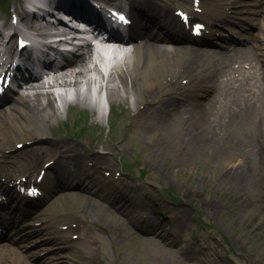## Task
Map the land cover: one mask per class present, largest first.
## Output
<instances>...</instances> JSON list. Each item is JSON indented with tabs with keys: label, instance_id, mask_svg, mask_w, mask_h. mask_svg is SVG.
<instances>
[{
	"label": "rangeland",
	"instance_id": "obj_1",
	"mask_svg": "<svg viewBox=\"0 0 264 264\" xmlns=\"http://www.w3.org/2000/svg\"><path fill=\"white\" fill-rule=\"evenodd\" d=\"M22 1L0 0V13L5 20H9L12 5L18 13L22 12ZM165 1L170 7L192 8L190 0ZM249 8L263 13L264 3L260 6L250 3ZM242 14L246 15L248 27L257 25L255 33L249 32L253 38L248 44L254 42L255 34L264 38L260 19L253 13ZM223 32L231 34V30L224 29L218 34ZM260 71L264 83V68ZM212 79H219V74H213ZM161 80H165L164 73L155 79L157 83ZM128 87L137 90L135 82L134 87L131 83ZM85 88L82 85L69 90ZM58 91L66 92V89ZM240 91L243 94L245 88ZM105 92L104 114L92 107L89 100L69 107L61 105L59 120L49 119L54 124L48 126L44 139L36 126L30 139H24L15 128L16 123L2 118L5 110L2 113L0 110V139L8 146L0 149V157L6 154L1 160L9 159L8 155H23L24 150L41 147L47 150L68 141L76 146L83 162L80 171L76 169L72 174L62 170L61 174L64 181L82 178V189L74 188L75 185L64 190L48 188L52 199L47 196L38 205L42 219L58 217L73 223L72 232L80 236L74 238L76 242L68 244L62 239L57 244L41 242L44 236L58 235L52 233L54 229L43 230L51 223L46 220L44 225H38L46 231L45 235L40 232L8 244L23 250L25 259L32 264H55V259L61 260L59 264H264V137L258 135L254 124L232 127L225 122L226 114L217 111L215 121L219 123L209 122L206 127L222 139L232 135L228 155L221 159L197 153L190 158L188 135L192 127L173 124L163 130L165 133L156 126L146 127L135 118L145 106L142 96L135 106L134 95L113 102L108 90ZM213 94L220 99L229 95L225 90ZM238 104L239 100L233 99L229 112ZM16 120L19 122V118ZM93 153L103 154V162L92 165ZM52 158L48 154L43 161ZM60 162L68 161L64 158ZM237 164L258 174V188L249 190L248 196L231 188L225 177ZM37 173L38 170L33 175ZM60 183L59 189L64 186ZM84 207L89 212L83 219ZM152 218L158 224H151ZM23 221L32 225L37 219L30 221L26 217L22 224ZM94 234L101 237L99 244L87 236ZM46 256L53 259L46 261Z\"/></svg>",
	"mask_w": 264,
	"mask_h": 264
},
{
	"label": "bare ground",
	"instance_id": "obj_2",
	"mask_svg": "<svg viewBox=\"0 0 264 264\" xmlns=\"http://www.w3.org/2000/svg\"><path fill=\"white\" fill-rule=\"evenodd\" d=\"M106 1L109 3L111 0ZM63 2L68 3L70 8L79 9L86 15L96 18L99 16L98 12L92 7L79 6L74 0H64ZM130 2L132 3L131 13L134 17L130 31L135 39V44L133 50L125 57L122 63L113 65V70L111 69L112 71L107 74L102 70L105 62H96L94 48L87 46L84 48L82 55L79 56V59L75 63L70 64L69 67L55 72L47 80L29 85L23 93L18 95H10V93L3 97L1 107H5V117H1L10 122H15V128L25 138L35 133L34 126L38 128L40 135H45L49 119L59 115L61 106L58 104V100L63 105L69 103L66 95L69 94L70 90L67 89L72 87L79 88L82 85L86 86V90L78 89L76 95L78 102L84 104L88 98L89 88L97 86L101 90H108L110 99L113 102L123 100L126 96L134 95L137 98L135 100L136 104L139 102L138 97L142 96L145 106L136 118H138L140 124L146 127L160 126L162 127L160 131L163 133H165L167 126L173 124L192 127L189 128L190 132L188 135L191 140L187 152L190 158L196 157L197 153L209 155L211 158H224L228 155L227 146L232 142V135L223 136V139L219 138L206 125L209 122H216L217 118L215 115L220 104H226L225 106L228 107V104L232 103V100L239 95V89H236L233 84L242 87L245 83L252 84L257 82L258 75L255 72L258 70L252 71L251 68H255L259 64L264 65V40L257 36L260 42L255 43L253 47H239V49L227 53L220 50L182 46L179 42H176L178 40L175 39L176 37L167 36V33L164 32V30L168 29L164 28L163 22L166 24H170V21L177 23V17L167 13L166 4H162L158 0H130ZM240 3H242V0H202L200 7L206 22L207 20L210 22L213 16L224 18L226 9L233 4ZM138 4L140 5L138 6ZM142 5L145 8H141ZM244 9L245 7L241 6V8H238V12H242ZM237 18L238 22L235 21L236 27L239 26L241 29H246L242 18ZM20 19L28 24V13L26 11L23 12V17ZM158 23L162 24L158 25ZM39 28L40 26L37 27V29ZM176 28L178 31L181 30L180 23L177 24ZM53 30L54 27H50L48 30H41V34H50ZM243 37L247 38L246 36ZM10 43L8 40L1 45V58L3 55L9 58L13 54L14 48ZM104 66L107 67V63ZM162 73H164L165 79L175 80V83L163 86V80L157 83L155 79ZM217 73H221V76L226 77L225 83L229 84L231 98L228 100L219 99L215 101L216 103L211 104L217 98L214 97L208 103H205L206 97L218 87V82L212 79L213 74ZM2 76L3 71L0 70V77ZM182 77L188 79L186 84L180 81L183 79ZM134 82L137 85L136 91H134ZM129 83L134 87L132 90L128 87ZM192 86L198 87L195 92L199 93V100L190 104L196 107L186 108L184 102H189L190 97L187 96L189 95L187 92L190 91ZM58 89H66V92L58 91ZM232 89L236 90L231 91ZM247 90L244 100L240 101L238 106L230 111L225 122L228 121V125H233L232 127L236 128L247 126L251 122L257 128L258 135L263 138L264 85L262 87L249 85ZM88 103L94 107L92 103ZM1 117L0 123H2ZM17 118H19V122L16 120ZM255 136L257 135L255 134ZM7 147L0 139V149H7ZM48 154L55 161L48 167L55 169V172L61 168L73 172L76 169L80 170L83 164L82 157L76 150V146L68 141L60 142L47 150L41 147L35 150L28 149L24 155H16V157L8 155L9 159L0 160V187L2 190L6 191L9 189L8 186H4L6 182L2 180V177L10 180L19 173L24 175L32 174V169L37 165L40 167L44 166L43 158ZM93 154L91 157L92 163L103 162L102 160L105 158L103 154ZM4 155L2 154L0 159ZM64 158H67L68 162L66 164L60 162ZM23 174H20V176ZM257 176L258 174L249 172L248 167L246 169L245 165L237 164L228 170L225 177L230 182L231 188L239 190L243 196L247 195L249 190L258 188ZM46 184L52 186V182L47 181L45 183L47 187ZM76 195L81 196L82 194L76 193ZM87 208L84 207L83 209V219L89 212ZM52 222L56 226L57 224L61 226V228L57 226V229L54 227L57 233H61L59 238L68 240V243L75 242L67 236L70 226L68 229H62L63 225L68 223L66 220L55 217ZM17 226L20 227V225L15 226V223H12V229H18ZM20 229H22V239L28 238V235L34 232L25 230L26 228L24 227ZM87 236L90 240H94L96 244H99L100 236ZM44 238L43 242L46 240L59 241L58 237L48 236ZM92 243L95 244L94 242ZM25 257L23 250L15 248L8 243H0V264H32ZM52 259L53 257L46 256V261H51ZM60 262L61 260L58 259L53 261L55 264Z\"/></svg>",
	"mask_w": 264,
	"mask_h": 264
},
{
	"label": "snow or ice",
	"instance_id": "obj_3",
	"mask_svg": "<svg viewBox=\"0 0 264 264\" xmlns=\"http://www.w3.org/2000/svg\"><path fill=\"white\" fill-rule=\"evenodd\" d=\"M121 19H123V18H121Z\"/></svg>",
	"mask_w": 264,
	"mask_h": 264
}]
</instances>
